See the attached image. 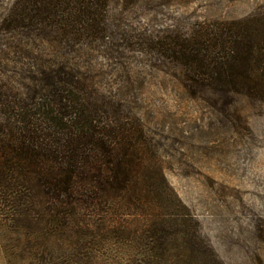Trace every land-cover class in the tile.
Returning <instances> with one entry per match:
<instances>
[{
	"label": "trees",
	"instance_id": "obj_1",
	"mask_svg": "<svg viewBox=\"0 0 264 264\" xmlns=\"http://www.w3.org/2000/svg\"><path fill=\"white\" fill-rule=\"evenodd\" d=\"M109 4L13 0L1 10L4 264H69L53 254L88 249L98 232L122 231L119 216L131 206L144 207L160 194L180 205L141 118L131 115L138 88L124 75L118 46L126 44L116 42L124 37L108 22ZM239 40L197 31L146 45L179 65L174 78L183 88L219 86L222 95L232 84L245 85L244 95L264 101V45ZM94 50L114 59L118 70L106 73L114 86L94 69Z\"/></svg>",
	"mask_w": 264,
	"mask_h": 264
},
{
	"label": "rangeland",
	"instance_id": "obj_2",
	"mask_svg": "<svg viewBox=\"0 0 264 264\" xmlns=\"http://www.w3.org/2000/svg\"><path fill=\"white\" fill-rule=\"evenodd\" d=\"M12 1L0 0V14ZM108 22L124 37L116 40L126 44L118 46L119 58L138 88L131 115L141 118L180 205L160 194L144 207L131 206L119 216L122 231L98 232L88 249L58 250L54 258L69 264H264V101L244 95L245 85L232 84L222 95L219 86L183 88L174 78L179 65L146 45L168 34L206 31L237 36L241 46H263L264 0H110ZM92 58L114 86V59L106 61L99 50Z\"/></svg>",
	"mask_w": 264,
	"mask_h": 264
}]
</instances>
